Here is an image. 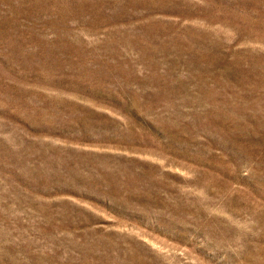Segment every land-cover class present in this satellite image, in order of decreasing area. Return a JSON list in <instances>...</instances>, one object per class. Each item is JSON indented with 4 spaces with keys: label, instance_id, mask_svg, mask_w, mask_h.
I'll use <instances>...</instances> for the list:
<instances>
[{
    "label": "rangeland",
    "instance_id": "obj_1",
    "mask_svg": "<svg viewBox=\"0 0 264 264\" xmlns=\"http://www.w3.org/2000/svg\"><path fill=\"white\" fill-rule=\"evenodd\" d=\"M0 264H264V0H0Z\"/></svg>",
    "mask_w": 264,
    "mask_h": 264
}]
</instances>
